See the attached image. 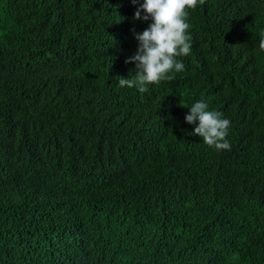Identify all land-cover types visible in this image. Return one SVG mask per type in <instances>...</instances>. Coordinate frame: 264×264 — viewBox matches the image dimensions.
Here are the masks:
<instances>
[{"label": "trees", "instance_id": "16d2710c", "mask_svg": "<svg viewBox=\"0 0 264 264\" xmlns=\"http://www.w3.org/2000/svg\"><path fill=\"white\" fill-rule=\"evenodd\" d=\"M143 2L0 0V264H264V0L189 10L185 70L142 94Z\"/></svg>", "mask_w": 264, "mask_h": 264}, {"label": "clouds", "instance_id": "9594fccd", "mask_svg": "<svg viewBox=\"0 0 264 264\" xmlns=\"http://www.w3.org/2000/svg\"><path fill=\"white\" fill-rule=\"evenodd\" d=\"M132 3L136 4L137 0H132ZM204 3L205 0H144L133 19L147 21L151 18L153 23L142 32L132 29L138 49L125 63L135 62L137 71L131 78L120 77L119 87L137 88L143 94L148 91V85L171 81L176 73L183 72L185 65L177 58L191 54L189 10H195ZM141 12L146 15L142 17ZM259 50L264 52V34ZM185 120L189 124L199 122L194 134L201 136L207 146L217 151L231 150L227 139L231 121L224 118L222 112L209 110L203 99L190 107Z\"/></svg>", "mask_w": 264, "mask_h": 264}]
</instances>
